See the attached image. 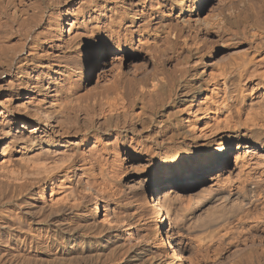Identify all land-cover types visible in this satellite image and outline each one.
Returning <instances> with one entry per match:
<instances>
[{
	"label": "bare ground",
	"instance_id": "obj_1",
	"mask_svg": "<svg viewBox=\"0 0 264 264\" xmlns=\"http://www.w3.org/2000/svg\"><path fill=\"white\" fill-rule=\"evenodd\" d=\"M156 1L137 0L133 6L114 0H0V98L12 103L37 94L28 97V106L0 102L3 249L12 253L15 240L23 239L16 243L23 251L34 225L41 224L59 233L49 239L54 248L79 236L95 240L88 222L84 230L74 226L83 210L110 234L123 233L130 245L158 236L155 230L143 238L142 220L155 229L169 227L168 248L163 243L157 252L145 251L159 264L209 263L238 241L264 242V0H222L232 5L229 16L216 11L214 20L200 16L209 0H197L195 10L187 0H173L179 10L175 21L164 16L156 27L162 36L142 38L148 54L160 55L150 83L142 75L128 81L130 88L139 86L135 102L126 98L132 90L114 68L105 69L102 77L110 80L104 88L85 91L97 54L116 53L112 66L121 64L138 30L131 27L138 15L133 7L152 11L162 5ZM194 31L213 40H205L210 59L227 52L213 68L202 52L204 43L201 48L192 38ZM167 52L203 71L210 66L208 75L199 84L189 65L176 66L177 59V68L167 73ZM6 74L10 81L3 79ZM140 148L157 161L159 173L122 166L123 150L135 154ZM65 216L67 224H61ZM41 243L32 241L31 247Z\"/></svg>",
	"mask_w": 264,
	"mask_h": 264
},
{
	"label": "rangeland",
	"instance_id": "obj_2",
	"mask_svg": "<svg viewBox=\"0 0 264 264\" xmlns=\"http://www.w3.org/2000/svg\"><path fill=\"white\" fill-rule=\"evenodd\" d=\"M123 1V5L124 4H134L133 6H135V4L137 3V0H114L115 3L118 4H121ZM160 1V4L164 5V6H160L158 5L157 8L155 6V9H153L152 11L150 10L149 11V7H145L144 9L141 7L140 4L137 5V7H133L134 9V12H137L138 15L136 17V21L132 24L131 27H133V29H138L136 31H134V35H133V41L127 45V52L124 54V55H121V57H123L122 59V62L120 65H116V66H112V63L114 62V57L116 56L115 54L116 53H108L107 57L103 58V56H101L102 54H97L94 58V63H95V68L94 66L93 67H90L89 69V76L87 77L86 79V82H85V91H92L95 87L98 89H102L106 86L107 81H108V77H105L103 78V74L105 72V69H113L114 70H118V72H120L121 74H124L123 78H124V84L126 83V86H128V81L130 82L131 79L132 81H136L139 77H145L148 79V82L150 83V74L151 72L153 73L154 70L152 69H155L159 63L156 62V57L159 56V52L155 53L156 55H151V51L150 53L148 54V50H146V46L144 44L145 40L142 39L143 36L144 37H147L149 36V38L152 37V39H150V42L153 41V38L156 36L158 38H160L162 35L161 33L160 34H156L157 33V28L159 27L158 25V21L160 22L163 17L165 16L166 20L169 21V22H174L175 19L177 18L178 14H179V10L178 8H176V5L175 3H173V0H157V2ZM192 1V2H191ZM238 1V0H237ZM135 2V3H134ZM164 2V4H163ZM192 4H191V3ZM197 2V0H187L186 1V5L190 6L191 8H193L195 5V3ZM220 2V1H219ZM218 2V0H209L208 3L205 5V8L202 12V14L200 15L201 18H209V17H212L210 18L211 20H214L213 17L215 12L217 11L218 13H221L222 12V15L220 14V16H224V17H228L229 16V13H228V9L231 8V6L227 3H225V1L222 2L221 0V3L220 4ZM155 3V4H156ZM169 3V5H168ZM194 3V4H193ZM171 4H173V6H171ZM221 6H219V5ZM224 4V5H223ZM166 5V6H165ZM223 5V6H222ZM228 5V6H227ZM171 6V7H170ZM225 6V7H224ZM230 6V7H229ZM164 7V8H163ZM167 7V8H166ZM170 7V8H169ZM136 8V9H135ZM138 8V10H137ZM142 9V14L140 12V10ZM161 8V9H159ZM222 8V9H220ZM147 9V10H146ZM167 9V11H166ZM176 9V10H175ZM212 9V10H211ZM155 10V11H154ZM175 10V11H174ZM193 10H195L193 8ZM223 10V11H221ZM144 11V13H143ZM169 11V12H168ZM213 11V12H212ZM221 11V12H220ZM227 11V12H226ZM152 12V13H151ZM159 12V13H158ZM156 13V14H154ZM165 13V14H164ZM167 13V14H166ZM170 13V14H169ZM211 13V14H210ZM216 13L215 16H219V14ZM225 13V14H224ZM228 16H227V14ZM149 14V16H148ZM163 14V15H162ZM210 15L208 17V15ZM213 14V15H212ZM218 14V15H217ZM169 15V16H168ZM176 15V16H175ZM207 17H206V16ZM139 16V17H138ZM168 17V18H167ZM175 18V19H174ZM203 18V19H204ZM174 19V20H173ZM208 19V20H210ZM155 21V22H154ZM135 24V25H134ZM151 24V25H150ZM147 25H150V27L148 26L147 28ZM145 27L147 29H145ZM157 27V28H156ZM152 28V29H151ZM149 29V30H148ZM151 29V30H150ZM141 30V31H140ZM142 30H145V31H142ZM138 31V32H137ZM145 32V33H144ZM156 34H154V33ZM149 33V34H148ZM196 33V36H194ZM199 33V34H198ZM139 34V35H137ZM153 34V35H152ZM204 37H203V36ZM199 36V37H198ZM135 37V38H134ZM139 37V38H138ZM156 41H160V39H158ZM174 38V36L172 37ZM192 38H195L196 41H199L197 42V44H199V47L201 46V48L203 47L204 49H202L204 52V54L208 55L207 58L205 60H207L208 64L209 65H212L211 68H213V66L215 65V60L217 59H221V56L223 55L225 58L226 55H227V52L224 51L223 49L219 51V55L216 56L217 59H215V56L210 59V55L207 53L209 51V45L207 46L206 43L211 40L210 38L208 39V37H206L204 34H202L201 32H197V31H194L193 34H192ZM141 39V40H140ZM200 39V40H198ZM203 40V41H202ZM207 42H206V41ZM143 41V42H142ZM155 41V42H156ZM213 41V40H212ZM210 41V42H212ZM17 42V40L15 41ZM202 42V43H201ZM206 42V43H205ZM204 43V44H203ZM159 44V43H158ZM203 44V46H202ZM163 46V45H162ZM161 46V41H160V44H159V48L162 47ZM208 48H207V47ZM215 47V46H214ZM143 48H145L143 50ZM206 48H207V52H206ZM163 49V48H162ZM110 51V48H107V52ZM223 51V52H221ZM206 52V53H205ZM147 53V54H146ZM87 56H89V53L86 54ZM149 55L150 56V59H149ZM172 55V56H170ZM86 56V57H87ZM153 56V57H152ZM155 56V58H154ZM173 57V59H171L170 61L168 59H170V57ZM118 58V56H116ZM167 61H166V65L164 64L163 67H167L165 70L167 71V73H171L173 71L171 70H174L172 69L173 68H177L176 66L179 67H182V65H184L182 63L179 64V62H185L186 65H189L187 68H190V74L193 75V77L195 78V80L200 84V82H202L204 80V78H206V75H208V70L210 68V66L206 69V71L204 70L203 71V68L199 65V64H196L194 63V61H191V63L189 61H184L183 60V56H182V59L178 58L177 59V56H174V54L172 53H169L167 52V55L165 56ZM176 57V58H174ZM113 58V59H112ZM151 58L153 59L151 61ZM102 59V60H101ZM174 59H177L178 61V64H177V61L174 60ZM116 60V59H115ZM158 60V58H157ZM183 60V61H182ZM186 60V59H185ZM210 60V61H209ZM84 61V62H83ZM155 63H151V62H154ZM176 61V63H175ZM82 62L84 63L85 66H87L88 64V60L86 61L83 60L82 58ZM171 62V63H170ZM223 62V61H221ZM174 63V64H173ZM212 63V64H210ZM155 64V65H154ZM157 64V65H156ZM173 64V65H172ZM177 64V65H176ZM191 64V65H190ZM195 64L196 66L193 67V65ZM172 65V66H171ZM176 65V66H174ZM112 66V67H111ZM151 67V69H150ZM193 67V68H192ZM136 69V70H135ZM146 69V70H145ZM150 69V70H149ZM170 69V70H169ZM193 69H195L193 71ZM93 70V71H92ZM134 72L139 70V71H143L141 74L140 72L138 71L137 72ZM197 70V72H195ZM202 70V71H201ZM145 71V72H144ZM147 71H150V72H147ZM165 71V72H166ZM169 71V72H168ZM132 72V73H131ZM92 73V74H91ZM146 73V75H145ZM102 74V75H101ZM195 74V75H194ZM205 74V75H203ZM97 75V77H96ZM107 75V74H106ZM138 75V76H137ZM99 76V78H98ZM198 76V77H197ZM130 77V78H128ZM141 77V78H142ZM91 78V79H90ZM197 78V79H196ZM3 79L4 80H7V81H10L11 80V77L9 75H4L3 76ZM9 79V80H8ZM127 79V80H126ZM199 79V80H198ZM98 80V81H97ZM110 80V79H109ZM139 80V79H138ZM201 80V81H200ZM98 82V83H97ZM100 82H102V84H100ZM109 82V81H108ZM99 86H98V85ZM97 85V86H96ZM198 85V84H197ZM95 88V89H96ZM128 90H129V86L127 87ZM92 89V90H91ZM94 89V90H95ZM97 89V90H98ZM138 89V90H137ZM132 90V91H131ZM133 93H131V92ZM138 91H139V86H136L135 88H130L129 92L132 94L130 95V93H127V99L130 100L129 102H135V100L133 99H136V94L137 96H140V94H138ZM135 92V93H134ZM37 97V94L36 93H30L29 95L25 94L23 96H20L18 98H15L12 103H10L9 101L7 102V99L6 98H3V96L0 98V102L2 103V105L4 106H8V108H10L11 106L13 108H17L18 106L17 105H20L21 103L25 106L28 104L27 103V100H28V97ZM34 96V97H33ZM135 97V98H133ZM3 98V99H2ZM139 98V97H138ZM6 99V101H5ZM139 102V100H138ZM5 104H8V105H5ZM11 106H10V105ZM21 104V105H22ZM140 106V104H138ZM28 106V105H27ZM160 107H158L159 109ZM162 108V107H161ZM160 108V109H161ZM21 108H19L20 110ZM139 110V109H138ZM169 111V112H168ZM165 112H168L169 114L172 112L171 111V108L170 107H167L165 108ZM236 148V145L233 149ZM145 148H140V151L139 149L136 151L135 154H132V153H127L126 154V151L123 150V153H122V158H121V161H122V166L125 168V169H128L131 170V171H148V170H152L156 173H159V167L158 166V163L155 159H151L149 157V155L147 154V152L144 150ZM144 151V152H143ZM138 152V153H137ZM264 155V153H262ZM132 155V156H130ZM137 155V156H135ZM233 155V154H232ZM229 163V160L227 163H225L223 166H222V170H224L226 168V166L228 165ZM126 165V166H125ZM129 165V166H128ZM230 165V164H229ZM133 169V170H132ZM215 172L217 171H214L213 173H211V176H213L215 174ZM42 206V205H40ZM129 211V210H128ZM130 212V211H129ZM85 214V215H83ZM83 216V218H82ZM66 217V218H65ZM63 218H61V224H67V221L69 219L68 216H65ZM92 218V213L90 210H83L82 213H81V218H75L77 221L79 220V222L75 221L74 219V226L76 228H79L81 230H84L83 228H91V230H97V231H92L94 232V235L96 237L95 240H90V241H87L86 239H84V237H77V239L73 242V243H68V244H65L63 245L62 247H59V248H54L50 242L49 239L56 237V238H59L60 235L59 233L57 232H49V229L48 227L46 226V224H41V225H34L35 228H33V232L35 233H32V236L30 237L31 239H29L28 241V245H26L23 249V251H21L22 249L19 248L17 249L16 247H18V244L16 243H20V242H23V239L19 240L18 242L15 240L13 246H14V249H17V250H14L13 249V246L12 248L10 249L12 253L9 252V250H6L3 249L4 247L3 246H7V244L5 245H2L0 246V264H73L75 262V258H76V261L78 262H75L74 264H152L156 262V264H159L161 263L162 261L158 260L156 258V256L154 255V257L151 255L149 256V254H147L149 252V250H154V252H157L159 250V248H163V243H165L167 245V248H168V244H169V241H168V238H167V235H166V231L169 229V227H159L157 229L151 227L153 226L151 222H147L145 220H142L144 223H140L139 224V227L142 226V228L144 229L142 231V236L143 238L145 239H149L153 236L155 230H158V236L156 239L153 240V242L151 241V243L149 244H134V245H130L127 244L128 241L126 240L125 238V235L123 233H120V232H114V233H111L110 234V231L108 232L107 229H104L103 227L104 226H97V225H100V224H96V223H93V219ZM64 221H63V220ZM83 221H81V220ZM85 219V220H84ZM145 219L147 220V218L145 217ZM92 220V221H91ZM91 221V222H90ZM149 221V220H148ZM64 222V223H62ZM86 222H88L87 224V227H83V224L84 226H86ZM147 222V223H146ZM80 223V226H77L78 224ZM93 223V225H92ZM146 223V224H145ZM77 224V225H76ZM82 224V225H81ZM96 224V226L94 225ZM145 224V225H144ZM148 225V226H147ZM33 226V227H34ZM148 228V229H147ZM36 230V231H35ZM43 230V231H42ZM46 230V232H45ZM154 230V231H153ZM105 231V233H104ZM95 232L99 233V234H95ZM119 233V234H118ZM33 234L36 236H33ZM58 234V235H57ZM145 234V235H144ZM53 235V236H52ZM56 235V236H55ZM99 235V236H98ZM109 235V236H108ZM115 235V236H114ZM148 236V237H147ZM35 237V238H34ZM50 237V238H49ZM97 237H100V238H97ZM147 237V238H146ZM35 239V240H34ZM125 239V241L123 240ZM84 242H83V241ZM101 240V241H100ZM115 241L116 245H112V246H109L107 245L106 243H109L110 241ZM32 241H38V242H42L41 245H39L38 248L34 249L32 248L33 245L31 244ZM78 241V242H77ZM92 241V242H91ZM127 241V242H126ZM91 244H90V243ZM100 242V243H99ZM105 242V244L103 243ZM50 243V244H49ZM98 243V244H97ZM121 244V246L123 247H120V245H117V244ZM258 243V244H257ZM69 244L71 246H69ZM80 244V245H79ZM123 244V245H122ZM236 245H231L229 247H225L222 251L221 249V253L219 251L220 254L217 253V259H214V261H210L209 263H203V264H264V242H262L261 244L259 242H256V243H252V242H246V243H242L241 241L235 243ZM254 245V246H251V245ZM256 244V245H255ZM84 245V246H83ZM105 245V246H103ZM107 245V246H106ZM126 245V246H125ZM148 245V246H147ZM32 246V247H31ZM65 246V247H64ZM119 246V247H118ZM139 246V247H138ZM161 246V247H160ZM256 246V247H255ZM109 247V248H108ZM116 247V249H115ZM126 247V248H125ZM130 247H133L130 248ZM136 247V248H135ZM149 247V248H148ZM235 247V248H234ZM119 248V250H118ZM121 248H124L123 250H121ZM143 248V249H142ZM146 248V249H145ZM148 248V249H147ZM3 249V250H2ZM13 249V250H12ZM58 249V250H57ZM127 249V251L129 250V252H125V250ZM228 249V251H227ZM19 250V251H18ZM35 250V251H34ZM105 250V251H103ZM116 252H115V251ZM121 250V251H120ZM156 250V251H155ZM18 251V252H17ZM27 251V253H25ZM113 251V252H112ZM143 251V252H142ZM147 253H146V252ZM141 252V253H140ZM223 252V253H222ZM21 253V254H20ZM30 253H33L34 256H31V258L29 259H25V256H27L28 254ZM127 253V254H126ZM143 253V254H142ZM20 254V255H19ZM26 254V255H24ZM73 254V255H72ZM78 254V257L76 255ZM126 254V255H125ZM136 254V255H135ZM151 254V253H150ZM156 254V253H155ZM61 255V256H60ZM62 258H60V257ZM74 256V257H73ZM135 256V258H134ZM24 257V258H23ZM59 257V258H57ZM83 257V258H82ZM122 257V258H121ZM133 257V258H132ZM65 258V259H64ZM81 258V259H80ZM137 258V259H136ZM145 258V259H144ZM153 260H152V259ZM157 259V260H156ZM28 260V261H27ZM60 260V261H59ZM72 260V261H71ZM74 260V261H73ZM133 260V261H132ZM138 260V261H137ZM140 260V261H139ZM152 261V262H151ZM159 261V262H158ZM73 262V263H71ZM131 262V263H130ZM143 262V263H142ZM158 262V263H157ZM176 264H182V261L180 260L179 262H177ZM185 264H188L186 263L185 261Z\"/></svg>",
	"mask_w": 264,
	"mask_h": 264
}]
</instances>
